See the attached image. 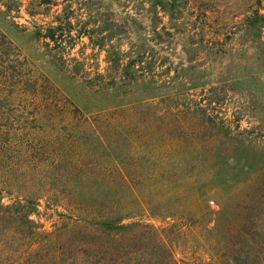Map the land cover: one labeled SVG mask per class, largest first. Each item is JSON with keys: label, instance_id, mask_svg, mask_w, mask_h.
Returning a JSON list of instances; mask_svg holds the SVG:
<instances>
[{"label": "rangeland", "instance_id": "374dc122", "mask_svg": "<svg viewBox=\"0 0 264 264\" xmlns=\"http://www.w3.org/2000/svg\"><path fill=\"white\" fill-rule=\"evenodd\" d=\"M263 15L0 0V264H264Z\"/></svg>", "mask_w": 264, "mask_h": 264}, {"label": "trees", "instance_id": "16d2710c", "mask_svg": "<svg viewBox=\"0 0 264 264\" xmlns=\"http://www.w3.org/2000/svg\"><path fill=\"white\" fill-rule=\"evenodd\" d=\"M255 13L258 15L259 14V11H256ZM263 17H264V15H263ZM49 36L51 38L55 39V40H58V39H56V33L54 31H52V30L50 31ZM61 37H62V35H60V38ZM91 38H92V36H91ZM104 41H105L104 39L96 40V41L93 42V45L96 46V47H99L101 50H103L106 47V44H105ZM112 53H111V50L108 49V62L110 63V65L112 67H116V68L119 67L120 68L121 66H120V60H119V54H118V52L117 51L114 52L115 53L114 56H113ZM115 55H117V56H115ZM139 55H140V53H139ZM134 67H135V63L133 62V63H130L129 66H127L126 68H124V70L128 71L129 69L134 68ZM99 76H103V74H99Z\"/></svg>", "mask_w": 264, "mask_h": 264}]
</instances>
